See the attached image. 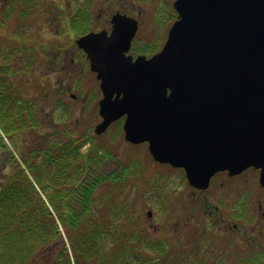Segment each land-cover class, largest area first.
<instances>
[{"label":"water","instance_id":"1","mask_svg":"<svg viewBox=\"0 0 264 264\" xmlns=\"http://www.w3.org/2000/svg\"><path fill=\"white\" fill-rule=\"evenodd\" d=\"M174 7L178 17L150 57L128 53L139 22L126 13L114 14L111 32L76 39L103 94L94 131L124 117V139L148 142L153 158L183 167L191 186L253 166L264 187V0Z\"/></svg>","mask_w":264,"mask_h":264},{"label":"trees","instance_id":"2","mask_svg":"<svg viewBox=\"0 0 264 264\" xmlns=\"http://www.w3.org/2000/svg\"><path fill=\"white\" fill-rule=\"evenodd\" d=\"M87 23L85 14H76L70 25L83 33ZM141 50L153 54L158 48L148 44ZM12 58L0 42V151H10L7 138L21 145V160L11 152L12 169L0 183V264H124L128 257L138 264H167L168 240L152 242L121 201L127 178L139 175L142 162L134 172H125L127 166L104 169L112 155L97 138L109 128L99 135L91 127L93 133L80 135L56 127L38 140L41 117L23 95L16 64H9ZM30 132L34 140L28 146ZM153 189L162 191L160 185ZM106 238L111 242L107 248Z\"/></svg>","mask_w":264,"mask_h":264},{"label":"rangeland","instance_id":"3","mask_svg":"<svg viewBox=\"0 0 264 264\" xmlns=\"http://www.w3.org/2000/svg\"><path fill=\"white\" fill-rule=\"evenodd\" d=\"M90 2L94 8L98 3L101 4V0H16L13 4L10 2L4 5L0 0V42L8 53L13 55L9 64H16L18 83L24 88L23 95L35 104L41 117L42 127L38 131L41 137L38 140H42L44 134L52 132L56 127H67L74 134L80 135L93 133L91 127L101 120L98 100L102 93L100 94L97 88V78L86 63L84 53L77 48L75 27L70 25L72 17L79 11L88 15L89 26L94 24V17L96 22V13H92L90 23ZM28 5L29 9L26 7ZM146 10L149 11L147 8ZM160 10V15L142 17L133 44L135 49L140 50L138 52L148 44L160 49L166 40L173 20H167L171 13L167 5L162 6ZM99 26L100 24H95V27ZM69 86L71 89H68ZM71 93L76 96L72 97ZM121 123L123 119L111 124L106 134L97 138V144L106 145L111 151L112 156L104 165L106 171L127 166L125 172L129 169L134 172L137 171L136 165L139 161L142 162L143 168L139 175L127 178L121 201L125 208L131 210L132 216L139 220L141 226L149 231V239L152 242L158 244L160 240H169L170 236L177 237L179 231V238L196 237V240L199 239L203 246H206V264H264L261 245H255V241L251 245L249 240L240 235V231L237 235L225 237L213 225L207 223L197 234L198 228L186 229L182 224H177L175 219L170 221L167 213L172 199L188 201V180L181 170L153 161L147 143L134 144L124 140ZM32 135V132L27 134L28 146L33 143ZM7 142L10 151H0V183L12 169L11 152L15 155L14 159L21 160V141L18 143L19 147L14 146V139L7 138ZM88 146L89 144L84 148L87 150ZM258 176L257 169H247L236 179L237 194L245 189L250 192V207L255 205V196L260 191ZM214 179L209 193H214L217 188L222 189V186L218 185L222 174H218ZM155 185L162 187L160 193L151 192L155 190ZM149 209L153 210V221L146 215ZM257 210L255 208V211ZM255 220H249L247 226L256 224ZM155 224L160 227L156 232ZM260 236V241L264 244V234ZM104 242L106 248L111 244L107 238ZM190 243L192 240H189L188 244ZM211 247L213 249H210ZM184 250L185 247L168 245L167 264H184L185 258L181 256ZM150 253L151 256L157 255L156 252ZM124 264L138 263L128 257Z\"/></svg>","mask_w":264,"mask_h":264},{"label":"flooded vegetation","instance_id":"4","mask_svg":"<svg viewBox=\"0 0 264 264\" xmlns=\"http://www.w3.org/2000/svg\"><path fill=\"white\" fill-rule=\"evenodd\" d=\"M174 1L175 0H101V4L99 5L98 3L96 8H94L93 4L90 2L89 6L92 9V11L89 9L90 23L92 20V13H96V22L94 17V24L91 26L88 25V29L85 32H76L75 34H77V37L75 38V42L78 37L89 31L106 30L107 33L111 32L113 25L112 18L117 12L126 13L135 17L138 20L140 27L142 17L146 16L147 18L149 15H160V9H162V6L167 5L168 9L171 11L167 20L172 19L174 22L178 17V12L174 7ZM146 8L149 10L148 12ZM80 12L82 11L76 12L74 15H84ZM85 15L88 17L87 14ZM95 24H100V26L95 27ZM134 42L135 38L132 40L131 49L129 51L133 54L134 58L139 54H145L147 57L152 55L145 52L135 53L136 49L133 47ZM77 48L84 53V56L87 59L86 63L89 64L90 67V60L87 57L86 52L78 45ZM73 61L74 60L72 59V62ZM68 89H71V86H69ZM71 96L74 97L76 95L71 93ZM144 143L148 144V142ZM169 165L173 169L184 170L183 167ZM247 169H257L260 176V169L252 166L246 168V170ZM243 173L244 171L239 174L231 175L228 170H220L212 176L208 188L198 189L190 185V191L186 192L188 201L183 199H172L169 205V213H167L170 221L175 219L177 224H182L186 229L198 228L197 234L200 232V228L204 227L207 223L213 225L219 230L218 232H221L225 237L237 235L238 231H240V235L246 240H249L251 245L253 244V241H255V245H261V252L264 253V244L260 241V235L264 234V187L260 185V191L258 192V195L255 196V205L250 207V200H248L250 198V192L245 189L239 191L237 194L236 179L241 177ZM218 174H222V180L218 183V185L222 186V189L217 188L214 193H209L208 191L211 190L210 188L215 182L214 177ZM255 208L258 210L255 211ZM146 215L153 221V210L152 214H149L147 211ZM253 218L256 219L255 221L257 225L254 224L248 227L247 222L251 219L253 220ZM174 228L179 229L178 227ZM158 230H160V227L155 224L154 231L156 232ZM179 233L180 232L178 231V235ZM178 235L177 237L170 236L168 242L169 245H175L176 247L180 246L182 248L185 247L184 252L181 254L182 258H185L183 263L206 264V246H203L204 244L201 243L199 239L196 240V237L179 238ZM189 240H192V243L188 244ZM210 249L213 248L211 247ZM209 261H211V259Z\"/></svg>","mask_w":264,"mask_h":264}]
</instances>
